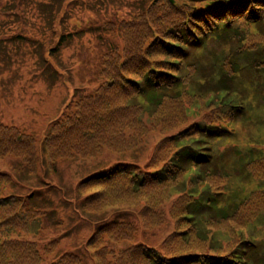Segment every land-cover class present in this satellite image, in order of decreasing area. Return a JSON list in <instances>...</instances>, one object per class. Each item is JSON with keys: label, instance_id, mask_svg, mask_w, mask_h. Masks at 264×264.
<instances>
[{"label": "trees", "instance_id": "16d2710c", "mask_svg": "<svg viewBox=\"0 0 264 264\" xmlns=\"http://www.w3.org/2000/svg\"><path fill=\"white\" fill-rule=\"evenodd\" d=\"M2 1L7 7L12 5L9 14L16 18L27 2ZM108 25L109 31H118L122 46L102 55L101 83L75 99L74 108L50 124L42 140L46 168L53 169L60 159L96 156L104 149L129 151L141 146L151 131L166 134L186 123L187 108L200 99L195 97L197 92L184 91V87L203 66L198 59L201 52L209 56L204 80L216 89L213 102L219 109L161 139L147 169L117 164L79 184V189L102 188L86 197L83 206L90 212L108 205L142 206L139 215L147 230L165 224L168 216L174 219L173 231L159 247L139 243L119 249L112 244L134 240L136 224L104 222L88 242L95 264H264V236L260 237L264 226L255 232L263 216L250 219L242 205L248 198L235 196L221 205L216 198L230 197V193L223 194L219 188L218 192L204 190L194 200L202 182L210 190L216 180L227 182L228 173L219 169L228 151L217 148L238 134L233 123L247 122L249 105L251 118H256L252 124L264 125V115L255 114L254 103L248 100L247 87L237 89L241 75L243 79L245 72H256L250 85L257 87V98L264 103V0H190L183 4L154 0L134 18ZM219 92L227 94L219 100ZM252 146L239 150L245 155L237 163L246 170L238 176L245 179L252 173L259 181V188L249 197L258 213L264 210V146ZM233 149L237 153L240 148ZM9 154L19 157L29 174L36 173L35 137L0 121V158ZM203 170L211 177L205 180ZM192 171L197 173L187 181ZM11 180L8 173L0 172V264H44L52 248L40 249L29 235L37 230L38 218L45 212L31 207L26 198L4 195V185ZM175 190L178 197L165 209ZM205 210L214 212L207 224L215 232L212 237L202 230ZM45 264L87 263L78 253L65 252Z\"/></svg>", "mask_w": 264, "mask_h": 264}, {"label": "rangeland", "instance_id": "374dc122", "mask_svg": "<svg viewBox=\"0 0 264 264\" xmlns=\"http://www.w3.org/2000/svg\"><path fill=\"white\" fill-rule=\"evenodd\" d=\"M153 1L27 0L19 8L21 14L17 18L9 14L11 10L8 7L12 5L7 7L5 1L0 2V121L33 135L37 145L35 174H29L27 167L15 155L9 154L0 158V172L8 173L12 178L4 185L3 194L26 198L31 207L45 212L38 218L37 230L29 235V239L35 241L40 249L52 248L50 255L44 257V264L65 252L78 253L87 264H95L88 242L97 228L106 221L126 220L137 226L134 240L112 244L117 249L139 243L159 247L174 229V219L170 216L160 227L152 230L143 228L139 215L142 206L108 205L90 212L83 206L84 201L87 196L102 188L92 185L93 187L79 189V184L89 176L117 164H137L142 169H147L161 139L178 132L195 120L202 121L205 114H212L211 110L219 109L213 102L216 89L204 80L209 73V68L204 67L209 61L207 53L201 52L198 56L203 66L195 73L197 78L192 79L188 87L183 86L184 91L190 88L197 92L199 97H195L200 100L193 101L187 108V122L178 128L166 131V134L158 130L151 131L141 146L129 151L104 149L96 156L78 155L60 159L56 161L53 169L46 168L42 148V140L50 124L64 112L72 110L75 99L90 93L101 83V58L104 52L114 46H122V37L118 31H109L107 28L111 25L108 24L134 18ZM171 2L183 4L190 0ZM251 26L254 29V25ZM244 74L245 78L242 79L241 75L238 79L237 89L241 90L245 85L248 100L254 103L255 114L264 115V103L257 98V87L250 85L256 72ZM218 94L220 100L227 93ZM234 94L236 93L232 94L233 98L236 97ZM252 115L249 105L247 122L233 123V131L236 133L238 130V134L230 141H221L217 148L218 152L228 151L224 155L223 168L219 169L222 173H228L227 182L219 184L216 180L211 190L206 182H202L199 186L201 193L194 196V200L200 198L204 190L218 192L219 188L223 194L230 193V197L224 195V199L216 198L221 205L229 198L234 200L235 196L239 200L248 198L242 205L250 219L263 216V222L258 223L256 232L264 226V210L256 213L250 198L252 191L259 188V181L252 173L245 179L238 176L246 169L242 163H237L239 157L245 155L239 150H245L250 145L258 148L264 146L261 142L264 140V125L252 124L256 120L252 119ZM235 147L240 148L237 153L233 149ZM253 167L250 168L251 172ZM214 171L209 169L210 173ZM256 171L254 168V172ZM196 173L192 171L187 176V181ZM210 173L202 171L205 180L211 177ZM178 195V191H173V199L163 207L168 209ZM213 214L214 212L207 213V210L202 214L206 218L202 223V230L209 232L211 237L215 232L207 229V224ZM202 230L199 228V233ZM262 236L264 229L260 232V237ZM215 237L221 239L224 236L216 234Z\"/></svg>", "mask_w": 264, "mask_h": 264}]
</instances>
